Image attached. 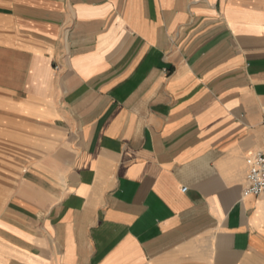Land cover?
Returning a JSON list of instances; mask_svg holds the SVG:
<instances>
[{"label":"crops","instance_id":"obj_1","mask_svg":"<svg viewBox=\"0 0 264 264\" xmlns=\"http://www.w3.org/2000/svg\"><path fill=\"white\" fill-rule=\"evenodd\" d=\"M263 148L264 0H0V264H264Z\"/></svg>","mask_w":264,"mask_h":264},{"label":"built area","instance_id":"obj_2","mask_svg":"<svg viewBox=\"0 0 264 264\" xmlns=\"http://www.w3.org/2000/svg\"><path fill=\"white\" fill-rule=\"evenodd\" d=\"M248 174L244 195L258 196L264 193V148L247 159ZM187 188L184 187L183 190Z\"/></svg>","mask_w":264,"mask_h":264}]
</instances>
